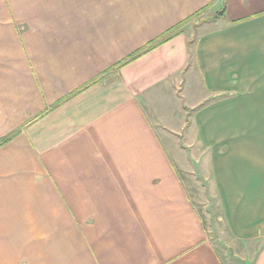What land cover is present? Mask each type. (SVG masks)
<instances>
[{"label":"crops","instance_id":"1","mask_svg":"<svg viewBox=\"0 0 264 264\" xmlns=\"http://www.w3.org/2000/svg\"><path fill=\"white\" fill-rule=\"evenodd\" d=\"M223 4L0 0V264H224L179 171L264 234V0ZM205 7L192 58L179 34L118 65Z\"/></svg>","mask_w":264,"mask_h":264},{"label":"rangeland","instance_id":"2","mask_svg":"<svg viewBox=\"0 0 264 264\" xmlns=\"http://www.w3.org/2000/svg\"><path fill=\"white\" fill-rule=\"evenodd\" d=\"M229 1L230 0H224V4L229 5ZM240 3L241 1L231 2L230 6L238 7ZM224 4L223 7L217 12H220L224 8ZM219 17L220 16L218 15V13L209 10L208 7L202 8L201 10H199V12L190 17H186L182 21L167 29L164 33H161L157 37L153 38L145 46L137 49L135 54L127 57L118 65L122 66L126 64L130 59L137 57L142 52H146L151 48H154L155 46L164 43L179 34H184V36L187 37V45L189 49L188 55L190 59L193 57L192 44L197 37L198 31L202 29V23L214 22ZM191 63L192 59L188 64L191 65ZM186 78L184 80L183 89L181 91L185 104L186 101H188V95H186V91L191 89L189 88V84H185ZM219 98H222L221 95H217L216 97L212 98L210 97L209 100H206L204 102V104L210 103L209 101ZM201 106L191 109L188 108L185 111V124ZM185 130L183 131V136L185 135ZM181 131L182 130H177L178 133ZM14 132L15 130L10 134L0 137V146L9 141L14 136ZM173 137L174 136H165V138L168 139H171ZM192 173H194V175L189 176L186 172L179 171V176L185 181L189 197L193 202L196 210L198 211L199 216L203 224L205 225V228L207 229L209 234H211V241L217 249V252L221 256L224 264H256L259 260L260 253L264 252V234L261 233V236H259L258 238L248 239L247 241L242 243L239 240H235L234 238H232L227 233V231L223 232L225 231V228L220 217L221 208L218 205L215 192L213 190L209 192L207 185L203 183V178L199 177L196 172ZM258 229H254V231L257 232Z\"/></svg>","mask_w":264,"mask_h":264},{"label":"water","instance_id":"3","mask_svg":"<svg viewBox=\"0 0 264 264\" xmlns=\"http://www.w3.org/2000/svg\"><path fill=\"white\" fill-rule=\"evenodd\" d=\"M225 5H226V4H224V8H225ZM222 13H223V11H220V12H219V14H222Z\"/></svg>","mask_w":264,"mask_h":264}]
</instances>
